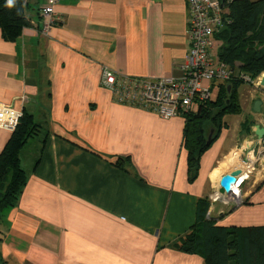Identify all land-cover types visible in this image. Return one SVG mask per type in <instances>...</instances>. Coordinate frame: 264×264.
<instances>
[{"label":"crops","instance_id":"obj_1","mask_svg":"<svg viewBox=\"0 0 264 264\" xmlns=\"http://www.w3.org/2000/svg\"><path fill=\"white\" fill-rule=\"evenodd\" d=\"M42 4L26 0L31 26L15 42L0 30V104L42 127L20 154L27 182L0 222V264H205L175 245L196 224L211 186L235 169L238 143L264 125V92L246 84L242 114L225 117L190 182L182 115L117 104L102 86L105 68L150 81L181 75L187 0H60L48 36L40 34ZM10 137L0 129V154ZM118 158L127 171L114 165ZM243 194L241 205L213 220L264 226V175Z\"/></svg>","mask_w":264,"mask_h":264},{"label":"trees","instance_id":"obj_2","mask_svg":"<svg viewBox=\"0 0 264 264\" xmlns=\"http://www.w3.org/2000/svg\"><path fill=\"white\" fill-rule=\"evenodd\" d=\"M222 2L230 9L231 24L215 36L216 41L222 43L217 54L220 61L228 64L235 74L229 81L213 83V91H217L215 99L201 102L194 110L181 114L185 120L184 149L188 153L190 182L199 176L202 156L217 140L222 129L227 127L225 117L242 114L239 90L245 82L240 76L256 79L264 75V0ZM25 8L26 0H14L12 7L7 6V0H0V30L4 40L15 42L23 29L31 26ZM213 110L217 112L212 116ZM210 121L214 122L215 128H208ZM248 121L244 127L250 133ZM41 132L42 127L34 116L23 111L17 129L11 133L0 154V222L4 211L16 205L27 182L20 162L21 151L30 139ZM126 163L127 160L118 158L114 165L126 170ZM207 202L208 198L200 201L196 224L175 245L177 249L201 256L205 264H264V226H222L207 215Z\"/></svg>","mask_w":264,"mask_h":264},{"label":"built area","instance_id":"obj_3","mask_svg":"<svg viewBox=\"0 0 264 264\" xmlns=\"http://www.w3.org/2000/svg\"><path fill=\"white\" fill-rule=\"evenodd\" d=\"M59 2L60 0H43L39 9L42 36H48L60 22L56 14ZM187 4L190 14L189 51L181 68V75L150 81L122 76L105 68L102 86L112 93L115 103L149 109L164 119H170L210 100L213 97L214 82H225L234 77L235 72L218 57L215 38L217 33L231 24L230 9L222 0H187ZM260 77L251 79L246 75L240 76L245 84H252L257 88ZM22 116L23 111L0 104V129L15 132ZM242 148H246L239 157L242 165L236 168L242 173L237 178L232 195L221 193L219 186L210 196L214 202L223 200L227 205L238 207L243 203V185L255 180L258 173L263 172L264 175V138L248 140ZM217 193L219 196H216Z\"/></svg>","mask_w":264,"mask_h":264},{"label":"rangeland","instance_id":"obj_4","mask_svg":"<svg viewBox=\"0 0 264 264\" xmlns=\"http://www.w3.org/2000/svg\"><path fill=\"white\" fill-rule=\"evenodd\" d=\"M221 45H222V43L219 41V40H217L216 41V50L217 51H219V49H220V47H221ZM251 85V87H254L255 88V86H253L252 84H250ZM246 90V91H245ZM243 91H245V93H242ZM216 89L213 91V97L212 98H214L215 99V97H216ZM242 94H244V96H249L250 95V92H249V90H248V86H246V84L245 85H243L241 88H240V90H239V99L242 101V98H241V96H242ZM257 97V96H256ZM257 99V98H256ZM216 112H217V110H213L212 111V116L213 115H215L216 114ZM231 116H238V115H231ZM257 117V116H256ZM256 117H254V116H251L250 117V120L248 121V124H249V128L250 127H252V125L255 123V121L253 120V119H256ZM248 118L249 117H247L246 119H245V121H247L248 120ZM233 119H235V118H233ZM259 119H262V117H260L259 116ZM214 122H208L207 123V126H208V128H213L214 127V124H213ZM215 128V127H214ZM249 130H251V129H249ZM209 131V130H208ZM215 131V130H214ZM243 138V137H242ZM245 138V137H244ZM243 140V139H242ZM242 140L238 143V144H240V146L238 147V149H240V147H241V145H242ZM237 149V150H238ZM236 163L237 161H234L233 160V163ZM232 163V166H231V168L234 166V164ZM237 168V167H236ZM235 168V169H236ZM227 172H228V170H227ZM262 173L263 172H261V173H258L257 175H256V177H257V179H260L263 175H262ZM255 179V178H254ZM254 181V180H253ZM253 181L251 180V181H248V182H246L244 185H243V191L244 190H247L248 188H250L251 187V185L253 184ZM212 185V184H211ZM215 185H212L211 186V193H210V196L214 193V191H216V189L217 188H215L214 187ZM243 194V193H242ZM243 199H244V195H243ZM208 204H209V210H208V213H207V215L209 216V218L210 219H218V218H220V216H225V215H227L228 213H229V211H231L232 210V208L233 207H236L235 205H232V204H229V205H227V204H225V202L223 201V200H221V201H216V202H214L211 198H208V202H207ZM222 220H220L219 222H221Z\"/></svg>","mask_w":264,"mask_h":264},{"label":"water","instance_id":"obj_5","mask_svg":"<svg viewBox=\"0 0 264 264\" xmlns=\"http://www.w3.org/2000/svg\"><path fill=\"white\" fill-rule=\"evenodd\" d=\"M260 84H261V86H259L258 89H260L261 91L264 92V78L261 79ZM262 104H263V101H261V100H257L254 103V112L255 113H257V114L261 113ZM254 136L256 137V139L264 138V125H255ZM211 137H212V133L209 137V141L207 143L208 145H210ZM241 173H242V171L240 169H235V170H233L227 174H224L220 179V187H221L220 192L232 195L233 187L236 185L237 178L241 175ZM235 208L236 207H233V209H235Z\"/></svg>","mask_w":264,"mask_h":264},{"label":"bare ground","instance_id":"obj_6","mask_svg":"<svg viewBox=\"0 0 264 264\" xmlns=\"http://www.w3.org/2000/svg\"><path fill=\"white\" fill-rule=\"evenodd\" d=\"M263 78H264V75L260 78V81H261V79H263ZM259 86H261L260 83H259ZM244 147H245V146H244ZM244 149H246V148H242V149L236 151V153H235V157H234V159H236V160H234V161H237V162L234 163V166H236L237 168H238V167H241V165H242V162L240 163V159H239V157H240V154L242 153L241 151H243ZM231 166H232V165H231ZM236 167H235V168H236ZM219 186H220V182H219V185H218L217 189L219 188ZM216 196H219V193H217ZM239 196H240V198H241V194H239ZM235 197H236V196H235Z\"/></svg>","mask_w":264,"mask_h":264},{"label":"clouds","instance_id":"obj_7","mask_svg":"<svg viewBox=\"0 0 264 264\" xmlns=\"http://www.w3.org/2000/svg\"><path fill=\"white\" fill-rule=\"evenodd\" d=\"M14 4V0H7V6L12 7Z\"/></svg>","mask_w":264,"mask_h":264}]
</instances>
